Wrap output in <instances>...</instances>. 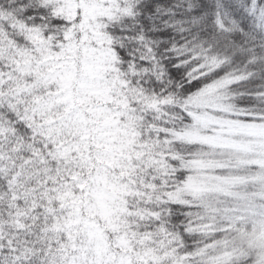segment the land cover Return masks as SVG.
Wrapping results in <instances>:
<instances>
[{
  "label": "snow or ice",
  "instance_id": "6c2138e0",
  "mask_svg": "<svg viewBox=\"0 0 264 264\" xmlns=\"http://www.w3.org/2000/svg\"><path fill=\"white\" fill-rule=\"evenodd\" d=\"M0 264H264V0H0Z\"/></svg>",
  "mask_w": 264,
  "mask_h": 264
}]
</instances>
